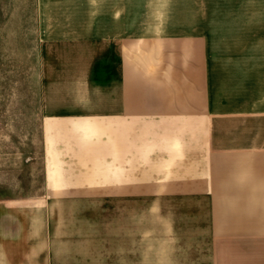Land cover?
<instances>
[{"label": "crops", "instance_id": "crops-1", "mask_svg": "<svg viewBox=\"0 0 264 264\" xmlns=\"http://www.w3.org/2000/svg\"><path fill=\"white\" fill-rule=\"evenodd\" d=\"M36 1L41 46L107 52L74 75L92 97L44 69V196L9 264H241L264 239V0Z\"/></svg>", "mask_w": 264, "mask_h": 264}, {"label": "rangeland", "instance_id": "rangeland-1", "mask_svg": "<svg viewBox=\"0 0 264 264\" xmlns=\"http://www.w3.org/2000/svg\"><path fill=\"white\" fill-rule=\"evenodd\" d=\"M37 10L36 0H0V264H9L6 240L17 214L31 211L35 201L44 196V69L50 65L59 73L64 65L63 76L53 79L72 82L78 92L87 89L83 95L92 97L93 86L84 88L74 75L81 72L78 67L107 52V47L98 45L41 46ZM164 47V51H176V45ZM61 208L69 213L81 209L65 206L55 212ZM246 251L241 264H264V239Z\"/></svg>", "mask_w": 264, "mask_h": 264}]
</instances>
